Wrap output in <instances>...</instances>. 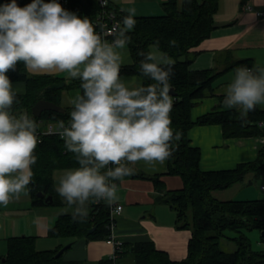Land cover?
<instances>
[{
    "label": "clouds",
    "instance_id": "1",
    "mask_svg": "<svg viewBox=\"0 0 264 264\" xmlns=\"http://www.w3.org/2000/svg\"><path fill=\"white\" fill-rule=\"evenodd\" d=\"M190 2L178 0L177 7ZM121 11L127 14L109 30V42L89 18L66 10L57 0H32L23 7L17 0L0 4V205L27 195L40 143L37 122L12 111L17 93L7 73L20 62L30 72L66 73L80 81L69 120L59 121L55 133L78 164L64 170L55 189L74 221L87 218L90 201H103L113 215L121 214L115 182L131 175L138 162L156 171L172 157L178 147L174 142L183 135L171 127L175 60L156 41L149 51L137 52L140 74L152 83L122 80L136 9ZM222 103L238 110L246 123L250 112L264 107V68L235 69Z\"/></svg>",
    "mask_w": 264,
    "mask_h": 264
},
{
    "label": "trees",
    "instance_id": "2",
    "mask_svg": "<svg viewBox=\"0 0 264 264\" xmlns=\"http://www.w3.org/2000/svg\"><path fill=\"white\" fill-rule=\"evenodd\" d=\"M76 1V0H74ZM249 0H242V7ZM9 0H0V4ZM23 7L32 0H18ZM50 2V0H45ZM78 2V1H76ZM80 3V2H79ZM80 17H87L92 22L99 11L97 0H84ZM112 5V4H111ZM220 7V0H191L181 8L177 0H170L166 5L167 12L161 15L136 16L135 29L129 33L132 43L133 62L122 66L121 75L138 74L143 84L152 83L140 74L138 67L141 57L138 51L147 52L150 46L159 41V48L175 60L174 75L171 85L176 91L172 95L174 104L171 116L173 131H181L182 139L169 159V174L179 175L183 186L167 190L159 200L168 203L176 212V226L191 231L188 254L182 260H173L168 253L156 247L153 241H139L127 247L122 244L118 260L123 264H264V250H256L251 242L249 232L254 229L264 230V198L219 200L212 195L215 189L227 188L234 183L242 182L249 173H264V148L260 147L258 157L254 161L244 162L232 169L203 170L200 167L201 149L191 144L189 130L195 124L218 123L223 126L226 137L264 136V107L257 106L254 112L243 122L236 109L218 110L205 113L192 119V108L196 100L208 96H216L214 81L226 70L233 67H248L253 70L250 59L238 60L224 70L213 68L194 70L190 68L192 58L189 54L203 40L210 37L215 14ZM114 9H116L114 7ZM116 11H118L116 9ZM120 19L127 13L119 12ZM173 42H175L173 44ZM11 82H24V92L17 93L12 111L15 114L27 113L36 122L39 118L46 120H69L70 106L64 112L45 110L40 116L32 112V108L40 99H48L62 105L63 88L79 87V80L65 81L64 78L48 74H31L22 62L15 71L7 73ZM65 81L63 87L53 88L51 85ZM224 94H220L223 100ZM35 149L37 163L33 165L34 176L28 186L33 205L63 203L56 192L54 172L57 169L76 168L77 162L73 154L68 152L64 141L56 135H44L39 138ZM158 191L165 186L159 176L153 177ZM44 194L39 196L38 193ZM53 195V203L45 201L47 195ZM110 208L105 202L88 204V216L74 221L71 212L59 215L49 230L51 236L86 239H108L112 235ZM95 227L93 232L90 231ZM228 239L235 244L234 249L221 247V240ZM72 246V245H71ZM70 246V247H71ZM40 250L36 247L33 235H16L8 238L6 254L0 264H114L111 257L89 263L82 260H67L64 252L57 256L61 249ZM68 249V248H67Z\"/></svg>",
    "mask_w": 264,
    "mask_h": 264
},
{
    "label": "crops",
    "instance_id": "3",
    "mask_svg": "<svg viewBox=\"0 0 264 264\" xmlns=\"http://www.w3.org/2000/svg\"><path fill=\"white\" fill-rule=\"evenodd\" d=\"M76 1L82 4L84 2ZM169 1L110 0L112 6L122 13L126 11L121 9L134 7L136 16L165 14ZM241 1L225 0L223 3V0H220V7L214 18L216 22L224 24L215 27L210 37L191 51L189 54L192 58L191 69L213 68L221 71L242 59H250L253 67L255 66L259 55L264 52V18L257 14V11L264 9V0H249L243 7ZM132 62V53L127 46L124 65ZM235 69L237 67L225 71L233 74L230 78L224 76L228 79L226 82L233 80ZM30 73L58 76L65 81L74 80L68 78L66 73L60 72ZM121 79L126 83H143V78L138 74L121 75ZM214 86H217L215 81ZM12 87L16 93H21L25 91L26 84L14 81ZM220 94L224 93L197 99L191 112L192 119L196 121L199 116L216 108L226 110ZM189 137L191 144L201 149L200 167L203 170L232 169L240 163L254 161L261 147L260 136L226 137L223 126L218 123L195 124L189 130ZM133 168L131 175L119 181L117 203L123 205V211L115 218L112 232L114 239L121 241L127 248L135 242L153 241L156 247L168 253L171 259H184L188 254L191 231L178 228L174 209L168 203L159 200L167 190L181 188L184 183L182 177L169 174V160L164 166H157L156 171L149 170L142 161ZM249 175L250 173L247 176ZM155 176H159L164 183L165 188L161 192L156 187L153 179ZM54 180L57 187L58 178ZM243 191L247 193L242 183L237 182L227 188L213 190L212 195L219 200H230L237 199V195ZM52 205H33L32 201L20 202L15 198L6 207L0 205V241L7 242L8 247V238L24 233L23 235L36 237V247L40 250L56 249L72 242V246L64 251V258L67 260L95 263L102 258L111 257L115 246L107 239L78 238L73 241L74 239L70 237L50 236L49 230L59 215L71 212L64 201L55 205L60 208L49 211L48 208ZM18 219L23 223L16 226Z\"/></svg>",
    "mask_w": 264,
    "mask_h": 264
},
{
    "label": "rangeland",
    "instance_id": "4",
    "mask_svg": "<svg viewBox=\"0 0 264 264\" xmlns=\"http://www.w3.org/2000/svg\"><path fill=\"white\" fill-rule=\"evenodd\" d=\"M224 1L225 0H223V3H224ZM170 57H172V56H170ZM255 66H257V68H264V52L259 55L257 63H255ZM230 75H233V74L224 72L222 75H220L215 80V84L217 85L216 86V92L217 93H224V89L227 87V85L229 83H231V82H226V81H228V79L225 77L230 78ZM80 91H81V89L79 87H64L63 88V98H62V102H61L62 105L71 107V104H70L71 99H73L75 97V95H77ZM66 169H71V168H63V169L56 170L54 173V178H56V179L59 178V176L62 175V173ZM249 179H251V180H249ZM241 183L244 186V190H246L248 194L243 191L239 195H237V197H236L237 199L238 198L239 199L264 198V190L261 189V185L264 184V173H261L260 175H256L255 173H250V175L247 176L246 179L244 181H242ZM27 193H28V196L25 195L24 193H21L18 201H20V202H31L30 193L29 192H27ZM56 208H60V207L52 205L50 208H48V210L52 211L51 209H56ZM21 223H23V221H21L19 219L16 220V226L20 225ZM23 234H21V235H23ZM249 236H250L252 245L256 250H264V243L262 241V230L261 229H254V230L250 231ZM6 244H7V242L0 241V261H1L2 257L6 254V251H7ZM65 245H63V246H65ZM221 247L223 249L230 250V249H234L235 244L228 239H222L221 240Z\"/></svg>",
    "mask_w": 264,
    "mask_h": 264
},
{
    "label": "built area",
    "instance_id": "5",
    "mask_svg": "<svg viewBox=\"0 0 264 264\" xmlns=\"http://www.w3.org/2000/svg\"><path fill=\"white\" fill-rule=\"evenodd\" d=\"M97 1L99 3V11H98L96 18L93 20V24L96 27V31L98 33L103 32L104 38L110 42L112 40V35L110 34L109 30L113 27L114 23L120 21L121 19H120L118 11H116V9H114V7L111 5L110 0H97ZM57 2L60 3L62 7L65 8L66 10L75 12L78 16H80L82 12L81 3L76 2L74 0H57ZM257 14L264 18V9L257 11ZM101 25H104L105 27L102 29ZM59 121L60 120H46V119L39 118L37 120V124L39 126L38 127L39 138H41L44 135H56L55 133H56ZM67 122L68 120L65 121L66 124ZM260 125H264V121H260ZM262 138H264V136H260V140ZM261 147L264 148V143H261ZM115 183L119 185V181H116ZM261 189L264 190V184L261 185ZM117 204L123 208V205L119 203ZM110 216H111L110 227L112 228V232H113V229L115 226V218L117 215L112 214L111 208H110ZM107 240L110 242H113L115 246L114 252L111 255V258L114 260V264H123L122 262L118 260L119 255H120L119 251L122 250V242L118 240L116 241L113 235H111V237L108 238ZM262 241L264 243L263 234H262Z\"/></svg>",
    "mask_w": 264,
    "mask_h": 264
},
{
    "label": "water",
    "instance_id": "6",
    "mask_svg": "<svg viewBox=\"0 0 264 264\" xmlns=\"http://www.w3.org/2000/svg\"><path fill=\"white\" fill-rule=\"evenodd\" d=\"M222 24H224V22H215L213 24V26L215 28V27L220 26ZM65 84H66L65 81H61V82H58V83H54L51 86L53 88H56V87L58 88V87H63ZM171 94L172 95L176 94V91L174 90V87H172ZM45 110H54V111L64 112L66 110V107L61 105V104H58V103H56L54 101L48 100V99H40L39 101H37L35 103V105L32 108V112L36 116H40L42 114V112L45 111ZM43 194H44L43 192H39L38 193L39 196H41ZM53 200H54V198H53V195H51V194L47 195V197L45 198V201L49 202V203H53ZM94 230H95V227H92L90 229L91 232H93ZM262 234L264 235V230L262 231ZM71 245H72V242H70L67 245L63 246L58 251L57 256L61 255Z\"/></svg>",
    "mask_w": 264,
    "mask_h": 264
}]
</instances>
